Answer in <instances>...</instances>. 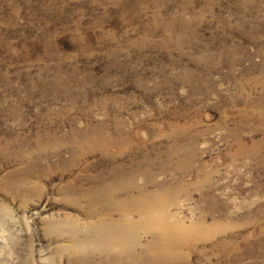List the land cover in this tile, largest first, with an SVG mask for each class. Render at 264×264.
Masks as SVG:
<instances>
[{
  "label": "rangeland",
  "instance_id": "1",
  "mask_svg": "<svg viewBox=\"0 0 264 264\" xmlns=\"http://www.w3.org/2000/svg\"><path fill=\"white\" fill-rule=\"evenodd\" d=\"M263 67L264 0H0V264H264V128L230 105ZM96 127L127 141L72 140ZM131 167L138 187L186 189L172 223L214 234L176 255L144 233L119 257L84 253L73 231Z\"/></svg>",
  "mask_w": 264,
  "mask_h": 264
},
{
  "label": "bare ground",
  "instance_id": "2",
  "mask_svg": "<svg viewBox=\"0 0 264 264\" xmlns=\"http://www.w3.org/2000/svg\"><path fill=\"white\" fill-rule=\"evenodd\" d=\"M247 87L252 89V90L255 89L256 91L259 90L260 93L264 92V69L261 70V74L256 79L253 78V80L246 83V86H239L237 88V95H235V96H237V98L234 96L235 98L233 100L230 99L231 100L230 105L240 106L239 108L241 109L240 110L241 119L237 122L238 127H244L246 125H253V123H251V122L256 121L257 123H259L260 128H264V119L263 120L258 119V118H262L260 115H262V113H264V102L260 97L257 98V100H254L253 99L254 93L252 91H248L246 89ZM238 111H239V109H238ZM257 116H259V117L255 118ZM253 129H252V131H253ZM101 131H102V129L99 127H96L93 129L88 128V129H85V130L80 131V132H78V131L72 132L71 137H72L73 141L84 140V142L87 141V143L88 142L89 143L90 142L95 143V147L96 146L98 147V144H99V143H97L98 141L100 142L101 147L102 146L107 147L108 145H111V144H116V143L118 144L119 142H122L125 140L127 141V138H128V136L125 135V136L120 137L119 139L113 138V139H109V140L106 139L105 140L104 137H102ZM116 132H117V130H116ZM171 136L175 137V133H171ZM234 137H235V142L238 145V150L236 153L238 155L239 154L241 155L243 148H244L243 145L241 144L242 138L240 137V135L238 133H235ZM8 146H9V143H4V145H0V148H4V147H8ZM87 146H89V145H87ZM89 147H92V146H89ZM193 154L190 155V157H189L190 159L193 158V156H194ZM82 155H86L85 149L82 150ZM188 165H189V163H188ZM134 166L139 167V165H134ZM135 167H131L130 170H128V175H129L128 180H124L122 178V176H119V171H120L119 169H117L118 171H113L112 174L114 175V177H117L118 181H120L119 182L120 186H118V185L114 186L112 184L106 185V187H105L106 203L104 204L105 213H103L104 215H101L104 218L98 217L97 218L98 222H96V223H94L93 221L92 222L89 221L87 223V225H85L87 227H85L86 230L84 229L85 231H84L83 239H81L82 238L81 237L80 240H78L77 238L79 236L76 238L75 237L76 231H73V237L72 236L71 237L73 238V241L76 243V245H77V243H79L78 244L79 246L77 245V247H82V251H84V253H86V254H98L104 258H107L110 255H112L114 257L115 256L119 257L122 254L132 252L134 247L139 246L140 240L138 238L139 237L138 235L140 233H144L146 235L152 236V239L150 240V246L153 248L152 252L154 254H160L161 255V253H165L166 255L167 254L169 255V253H170V254L176 255V253L181 248L186 247V246H190L191 244H194L193 242L196 241L197 238L208 239L214 234L213 233L214 229L212 230V229L208 228L206 230H203L202 228L200 229L199 227L198 228H196V227L188 228V227L182 226L179 222L172 223L173 222L172 220L174 219L175 215L171 214L168 211V208L172 205H176V203H177L176 199L181 194L186 193L187 192V191H185L186 189L184 187H181V186L171 187V186L167 185L166 183H161V184H157V188H158V191L156 190L157 192H151L148 190L149 189L148 186L153 184L154 180L152 178H149L146 183H144L141 187H138L139 185L137 186V184L134 180V176H135L134 168ZM86 168H88V165ZM201 186L202 187L205 186L204 182L201 183ZM151 189H153V188H151ZM94 194H95V192H94ZM165 194H168V196H170L169 200H166L167 198L165 199L166 201L163 200V196ZM120 195L121 196L124 195V198H121L120 200H118L120 198ZM116 197H118L117 200H116ZM207 197L209 198L208 195H207ZM87 206H88V204H87ZM126 208H130V209H133L134 211L140 212L141 216H140L139 221H137L136 223H131V222L127 221L126 220L127 216H125L126 215L125 214ZM158 210L161 212L158 213L157 212ZM113 213L120 215L121 219L120 220H118V219L114 220L115 218H113ZM131 214H133V213H130V211H129L128 216L131 217L132 216ZM78 226L80 227L79 224H78ZM80 228H82V227H80ZM82 229H81V231H82ZM216 230H220V229L217 227ZM70 234H72V233H70ZM80 236H81V234H80ZM147 245H149V244H147ZM148 248H150V247H148ZM149 253H151V251H149Z\"/></svg>",
  "mask_w": 264,
  "mask_h": 264
}]
</instances>
